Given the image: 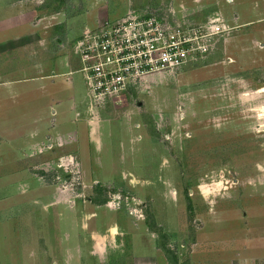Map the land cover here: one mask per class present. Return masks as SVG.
Instances as JSON below:
<instances>
[{"label": "rangeland", "instance_id": "1", "mask_svg": "<svg viewBox=\"0 0 264 264\" xmlns=\"http://www.w3.org/2000/svg\"><path fill=\"white\" fill-rule=\"evenodd\" d=\"M19 2L17 18L33 22L20 29L31 51L21 66H52L34 76L56 72L57 99L61 58L67 97L82 95L78 40L129 11L173 8L194 25L220 11L234 28L92 112L79 102V119L54 103L56 123L33 145L0 139V264H264V0ZM39 96L21 101V121L38 115Z\"/></svg>", "mask_w": 264, "mask_h": 264}, {"label": "built area", "instance_id": "2", "mask_svg": "<svg viewBox=\"0 0 264 264\" xmlns=\"http://www.w3.org/2000/svg\"><path fill=\"white\" fill-rule=\"evenodd\" d=\"M177 16L173 8L170 15L129 11L121 19L84 32L76 44V54L90 102L107 103L152 73L172 72L203 57L213 49L217 36L234 28L220 11L196 25L186 14Z\"/></svg>", "mask_w": 264, "mask_h": 264}, {"label": "crops", "instance_id": "3", "mask_svg": "<svg viewBox=\"0 0 264 264\" xmlns=\"http://www.w3.org/2000/svg\"><path fill=\"white\" fill-rule=\"evenodd\" d=\"M19 1L20 0H0V139L9 136L12 139H14V137L17 139L21 137L27 141V146H30L33 143L31 141L41 133V125L46 123V119H49L50 122L48 125H50V127H52V123H56L57 110L53 107L54 103H59V105L61 104V110L66 107L65 109H69L74 112V120L79 119L78 117L80 112L75 109L76 106H79V102L81 103L84 101L86 103L88 112H92L94 106L89 103L90 100L88 97L86 83H84L85 87L82 95L72 91L73 96L67 97L68 87L71 89L75 88L73 83L74 78L73 76H69L71 72L67 68V65L69 64V62H67L68 60H64L62 58L60 60V67L62 70L58 73V75L59 77H65L64 80L66 83L61 82L60 90H58L59 93L62 92L66 94L65 98L61 97L60 99H57L52 94L53 90L57 92L55 84L52 81L53 79H51L54 73V76L57 74L56 72H52L51 75L49 74L50 76H47L46 74L40 75L37 78L34 76L35 72H41L42 69L45 71L48 70V73L49 71H53L52 66L50 67V65H45L41 68V70L39 67L40 64H29L26 68L21 66L20 58L24 57L27 59V57L30 56L31 51H25L27 46H25V42L21 41L20 29L26 28L29 30L31 24L33 25V22L31 23V21L19 20L17 18L19 17V12L17 11L20 10ZM3 11L12 13L11 18L4 19L2 15ZM4 54H6V56ZM23 54H28V56ZM8 57L11 60L8 59ZM23 75H26L27 78ZM22 76L24 77L23 79H21ZM82 78L84 79V77ZM38 93L40 94L39 97L44 99V104L40 105L41 110L38 112V115H35L34 111L31 112L30 109H28L21 121L18 113L21 101L25 104L26 100V104L29 108V103L32 105L35 103L36 94ZM67 112L68 110H66V113ZM89 119H94V117ZM87 123L88 126H90V140H93L94 143L99 139V133H97L99 127L92 125L93 121L91 120H87ZM28 124H38L39 127L34 126V128L27 129ZM97 124L100 126V123ZM50 127L48 126L47 128L50 129ZM47 135L50 136L49 134ZM94 145L97 146L98 144L94 143ZM2 146L3 144H0V147Z\"/></svg>", "mask_w": 264, "mask_h": 264}, {"label": "bare ground", "instance_id": "4", "mask_svg": "<svg viewBox=\"0 0 264 264\" xmlns=\"http://www.w3.org/2000/svg\"><path fill=\"white\" fill-rule=\"evenodd\" d=\"M260 108H261L260 110H261L262 112H264V105H262Z\"/></svg>", "mask_w": 264, "mask_h": 264}]
</instances>
